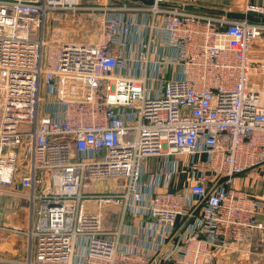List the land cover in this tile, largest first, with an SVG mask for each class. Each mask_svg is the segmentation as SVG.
<instances>
[{
	"label": "built area",
	"instance_id": "1",
	"mask_svg": "<svg viewBox=\"0 0 264 264\" xmlns=\"http://www.w3.org/2000/svg\"><path fill=\"white\" fill-rule=\"evenodd\" d=\"M235 1L0 0V196L28 204L0 264L248 253L264 198L235 180L264 166V0Z\"/></svg>",
	"mask_w": 264,
	"mask_h": 264
},
{
	"label": "rangeland",
	"instance_id": "2",
	"mask_svg": "<svg viewBox=\"0 0 264 264\" xmlns=\"http://www.w3.org/2000/svg\"><path fill=\"white\" fill-rule=\"evenodd\" d=\"M81 1L84 3L99 4L103 0H81ZM106 1L110 3H114L116 5H123L124 3L128 4L127 0H106ZM206 1L215 2L216 5L222 9L232 8L233 4L236 2L235 0H206ZM71 36L75 37V35H71ZM150 160H156V159L153 158ZM253 171H255V169H249L247 171L242 172V174L238 175V177L235 180V185L245 190H248L250 192L252 189H255V190H258L260 193H263L264 192V180H262L261 178H256V177L253 178L254 176ZM253 180H257V181L252 182ZM27 213H28V204L25 201L23 200L20 201L19 199L15 197H11V196H0V223L1 224L5 223L8 225L24 226L27 223ZM116 222H117V219L112 217L109 222L107 220L104 221V227L107 229L114 228V224ZM11 239H14V238H10L7 240H11ZM7 240H3V241H7ZM15 244H14V248H16ZM3 253H8L9 255L14 256V257L18 254L17 253L16 255H13L10 252H3ZM219 264H224L223 260H220Z\"/></svg>",
	"mask_w": 264,
	"mask_h": 264
},
{
	"label": "crops",
	"instance_id": "3",
	"mask_svg": "<svg viewBox=\"0 0 264 264\" xmlns=\"http://www.w3.org/2000/svg\"><path fill=\"white\" fill-rule=\"evenodd\" d=\"M156 160H150V163H156ZM151 169H155V166L152 165ZM253 178H261L264 180V166L255 168ZM258 172V173H257ZM257 175V176H256ZM178 179H181V175L178 176ZM257 180H253L255 182ZM252 193L257 196L264 198V192L260 193L258 190L252 189ZM252 247L248 253H236L232 255L228 261H223L224 264H264V231H258L253 236Z\"/></svg>",
	"mask_w": 264,
	"mask_h": 264
},
{
	"label": "water",
	"instance_id": "4",
	"mask_svg": "<svg viewBox=\"0 0 264 264\" xmlns=\"http://www.w3.org/2000/svg\"><path fill=\"white\" fill-rule=\"evenodd\" d=\"M139 1H142L143 3H146V4L152 3V0H139ZM187 8L209 11V8L205 6L196 7V6L189 5L187 6ZM228 15L233 18H245L246 17V15H244L243 13H238V12H229ZM260 20L264 22V17H261ZM226 179H228V177H222L220 181L223 182ZM16 241L17 239L14 238L11 240L1 242L0 252H10L11 254L16 255L18 253V248H14V244L16 243Z\"/></svg>",
	"mask_w": 264,
	"mask_h": 264
},
{
	"label": "trees",
	"instance_id": "5",
	"mask_svg": "<svg viewBox=\"0 0 264 264\" xmlns=\"http://www.w3.org/2000/svg\"><path fill=\"white\" fill-rule=\"evenodd\" d=\"M250 19L253 20V21H260L261 17H259L257 15H252Z\"/></svg>",
	"mask_w": 264,
	"mask_h": 264
}]
</instances>
